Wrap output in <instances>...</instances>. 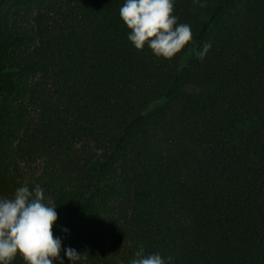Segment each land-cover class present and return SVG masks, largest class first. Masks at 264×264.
Masks as SVG:
<instances>
[{
    "label": "trees",
    "instance_id": "obj_1",
    "mask_svg": "<svg viewBox=\"0 0 264 264\" xmlns=\"http://www.w3.org/2000/svg\"><path fill=\"white\" fill-rule=\"evenodd\" d=\"M123 3L0 0V196L40 184L78 264H264V0H175L167 60Z\"/></svg>",
    "mask_w": 264,
    "mask_h": 264
},
{
    "label": "clouds",
    "instance_id": "obj_2",
    "mask_svg": "<svg viewBox=\"0 0 264 264\" xmlns=\"http://www.w3.org/2000/svg\"><path fill=\"white\" fill-rule=\"evenodd\" d=\"M204 6L203 0H193ZM175 0H124L119 18L127 29V40L137 51L145 47L157 58L172 59L193 40L191 25L179 23L174 14ZM212 48L205 42L194 51L203 61ZM57 221L56 203L50 202L40 184H24L10 197L0 196V264H12L20 256L24 264H78L81 254L75 248L63 247L60 236H54ZM64 233L67 228H61ZM129 264H173V257L159 253L145 255L141 245Z\"/></svg>",
    "mask_w": 264,
    "mask_h": 264
}]
</instances>
